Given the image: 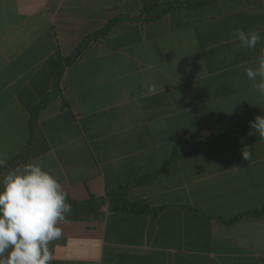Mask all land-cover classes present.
<instances>
[{
  "label": "crops",
  "instance_id": "0c3cea01",
  "mask_svg": "<svg viewBox=\"0 0 264 264\" xmlns=\"http://www.w3.org/2000/svg\"><path fill=\"white\" fill-rule=\"evenodd\" d=\"M199 1L0 0V151L7 168L41 162L83 202L49 245L52 264H264V213L229 222L264 203V139L191 154L128 192L166 206L156 214L116 212L106 197L173 147L264 112L243 70L261 45L242 48L234 35L264 29V0L167 7Z\"/></svg>",
  "mask_w": 264,
  "mask_h": 264
},
{
  "label": "clouds",
  "instance_id": "9594fccd",
  "mask_svg": "<svg viewBox=\"0 0 264 264\" xmlns=\"http://www.w3.org/2000/svg\"><path fill=\"white\" fill-rule=\"evenodd\" d=\"M234 28L240 47L256 50V67H244L253 89L264 97V40L260 32ZM250 134L264 139V115L249 121ZM249 161L251 150H241ZM7 154L0 151V168H7ZM60 181L41 162L33 160L7 168L0 175V264H52L49 245L62 236L61 224L68 222L72 206Z\"/></svg>",
  "mask_w": 264,
  "mask_h": 264
},
{
  "label": "trees",
  "instance_id": "16d2710c",
  "mask_svg": "<svg viewBox=\"0 0 264 264\" xmlns=\"http://www.w3.org/2000/svg\"><path fill=\"white\" fill-rule=\"evenodd\" d=\"M212 1H214V0H202L199 2H186V3L176 2V3L167 4V7L180 6L182 4H184V6H186V7H199V6H203L207 3H210ZM82 50H83V45L74 52V54L72 56L73 58L70 59L68 61V63L72 62L74 60V58ZM46 100H47V98L42 100L36 106L35 110L32 111V113L35 114L36 112H38ZM259 115H264V112L258 114L257 116H259ZM31 116H33V115H31ZM255 117H252L249 121L253 120ZM249 121L238 124L231 133H224V134L217 135V136H215L212 139L204 142L203 144L199 145L198 147H196L194 149L184 151V152H179L176 147H173L169 158L167 160H165L157 169L153 170L152 172L146 173V174H141L140 176L131 180L130 182H127L125 184H122V185H119L117 187L110 189L106 193V197L108 198L110 208L116 212L125 213V214H150V213L156 214V213L162 211L164 208H166V206L149 207L144 201H140V200L139 201H133V202L129 201L127 198L128 192L135 187L143 186L147 183L152 182L155 178H157L161 174V172L164 170V168L167 165H169V164H171V163H173L179 159L185 158L191 154L198 153V152L214 154V153L221 151V150H224L226 148H234V147L249 144L255 140L261 139L258 136L256 138L246 139L242 142H235L234 141L235 135L238 132L242 131L244 128H246L249 125ZM67 202L70 203L71 205H78V204L83 203V202L73 201L69 197H68ZM245 213H249V214H252L254 216L262 215L264 213V203H263L262 207L258 210L244 211V212H240V213L236 214L231 219H229V222L237 221Z\"/></svg>",
  "mask_w": 264,
  "mask_h": 264
}]
</instances>
